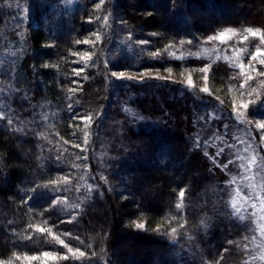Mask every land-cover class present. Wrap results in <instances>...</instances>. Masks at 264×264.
Instances as JSON below:
<instances>
[{
    "label": "trees",
    "instance_id": "obj_1",
    "mask_svg": "<svg viewBox=\"0 0 264 264\" xmlns=\"http://www.w3.org/2000/svg\"><path fill=\"white\" fill-rule=\"evenodd\" d=\"M3 1L12 7L0 8V49L12 52L14 63L5 65L9 72L0 70V100L7 104L0 118V261L53 250L69 259L45 264H239L246 228L228 205L227 173L202 146L204 138L229 137L238 127L229 106L169 79H116L112 71L138 69L136 58L107 59L112 34L97 42L90 33L100 24L92 21L96 15L120 14L134 30L153 35H147L151 49L164 51L226 28L264 31V0H105L98 11L97 0H83L50 35L39 5L37 24L29 20L20 32H6V21L22 9L17 1ZM78 39L95 43L77 45ZM73 52H89L92 59L82 61ZM140 63L157 66L149 56ZM74 68L85 71L77 77ZM236 72L217 62L210 78L222 85L239 80ZM260 94L250 116L264 117V89ZM122 105L136 109L143 121ZM84 116L92 121L79 119ZM177 203L183 204L179 210ZM175 220L188 241L183 234L167 235ZM134 222L146 228L138 230ZM57 237L85 257L73 258ZM189 242L193 255L176 254L177 243Z\"/></svg>",
    "mask_w": 264,
    "mask_h": 264
},
{
    "label": "rangeland",
    "instance_id": "obj_2",
    "mask_svg": "<svg viewBox=\"0 0 264 264\" xmlns=\"http://www.w3.org/2000/svg\"><path fill=\"white\" fill-rule=\"evenodd\" d=\"M14 1L15 3L16 1L19 2L22 15L6 21L4 25L6 32L13 30L16 31V33L20 32L29 20L34 25L37 24V15L34 13V8L39 5V9H45L43 16L39 17L43 21L44 30L49 35L53 33V27L58 19H61V16L66 17V13L81 7L83 3V0ZM103 2H105V0H103ZM103 2L101 3V0H97L95 7L98 4L100 5L99 7H101ZM4 4L8 7H12L10 4L0 0V8H2ZM98 9L99 8L96 7L97 11ZM232 13L234 14V11ZM96 17L100 18H92V21H99L100 24L95 25L93 31L90 33V35L95 38V41L96 35H99L101 38L97 42H101L104 37H107L105 36L106 34L108 35L109 32L112 34L110 37H107L106 41L107 59L111 58L112 61H115V58L124 57L123 55L136 58L135 65L138 66V69L116 70L111 73L123 72L126 76L137 77V79L130 80H139L140 73H146V77H155L159 75L161 77H169V80L176 81L182 85H186L185 82L189 75H191L195 85L194 88L200 89L205 86V81L203 79L204 74L201 73L199 69L205 65H211L208 73L209 79L207 81L209 92L212 96L218 98L217 101L229 106L231 115L237 121L236 125H238V127H233V129L230 130L231 134L229 137L219 134L204 138L202 141L203 150L204 153L210 156V160L213 164L219 166L227 173L228 205L231 207L235 220L243 223L246 228V237H243L242 242L238 244V248L242 251L239 264H264V145H262L260 141V137L264 135V130L256 128L257 123H264V117L258 116L257 114L256 116H250L249 109L246 111L240 109L239 111L244 113L243 122H240L239 118L232 114L234 101L239 104L240 102L255 100L261 90L264 89V76L258 75V72L264 71V65H260L257 61L250 60L256 47H260L264 50V45L260 44L259 37L249 36L248 40H244V37L249 34L244 30L234 29L235 35H232L231 39L227 40L225 43H221L219 40L209 41V36L200 37L192 35L191 38L189 37L181 40L183 43L180 41L176 45L167 46L164 51H158L151 49L153 44L147 37V35H153L141 30H134L122 15L112 13L109 16L106 15L103 17V15H96ZM61 25L64 26L63 29L68 28L66 18ZM102 28L105 30H101L102 32H100ZM226 29L220 30L210 36L218 35ZM142 41L146 43L141 44L140 42ZM188 41L192 43H188ZM153 52H157L159 55L154 58L151 55ZM12 55V52L0 49V70L6 69V72H9L10 69L8 70V67L6 68L5 65L10 64L13 66L14 61ZM148 56L152 59H156L157 63L155 64H157V66H143V64L140 63L141 59H147ZM192 58L204 60V66L187 65L185 62ZM167 60L183 62L179 65H175L171 62L168 63ZM144 62L148 64L147 60ZM217 62H225L228 66L235 68L237 71L235 75H237L239 80L234 78V81H237V83L234 81H225L224 84L220 85L210 78L212 66ZM162 63L166 64L161 66L160 64ZM241 63L245 65L243 72L254 77L252 81H248L245 84L243 89L240 88V84L245 81V76L241 75L242 70L239 68V64ZM249 64L255 66L256 71L249 72ZM168 69H171L170 74L167 71ZM253 89H256V91L249 96L248 93L252 92ZM6 91H13V89L7 86ZM241 92L244 93L243 96H241ZM6 107L7 104L3 100H0V118L6 115ZM122 109L132 119L143 121L142 115L137 114V110L131 108L129 105H122ZM214 111L218 113L221 112L222 109L220 106H217ZM221 148L224 149L223 153H220ZM253 157H255V160H253ZM230 161L231 163H229ZM224 165H227V168H225ZM210 188L209 190L212 189ZM233 201H235L236 207L240 208L239 213H236L235 209L232 208ZM241 217H243V219H241ZM179 223L181 222H178V220L173 222L172 226L168 229L167 235H169L168 233L171 228L175 227L177 228V233L174 236L183 234L186 236L183 242H186L190 237L185 234ZM190 248L192 249L190 242L186 243L185 246L177 243L175 251L176 254L183 253L185 256H190L193 255ZM43 252L36 254H16L4 262L5 264H8V262H11V264H45L58 260L46 259L41 255ZM48 252L56 251L48 250ZM33 255L38 257L35 261L24 259L25 256ZM60 255L66 254L63 253ZM17 257H20V259H17ZM223 264H228V262Z\"/></svg>",
    "mask_w": 264,
    "mask_h": 264
},
{
    "label": "snow or ice",
    "instance_id": "obj_3",
    "mask_svg": "<svg viewBox=\"0 0 264 264\" xmlns=\"http://www.w3.org/2000/svg\"><path fill=\"white\" fill-rule=\"evenodd\" d=\"M102 2H103V0H101V3ZM99 6H100L99 4L96 5V7H99ZM88 22L90 23L91 20H88ZM244 31L249 34L248 36L244 37V40H248L249 36L250 37H257L258 36L259 39H260V44L264 45V31H262L259 28H255V29H253V28H245ZM232 35H235V30L233 28H228L225 31L220 32L218 35L209 36L208 40L209 41L219 40L221 43H225L227 40L231 39ZM100 39H101L100 36L96 35V41H99ZM94 43H95V41H90L88 39H82V40L78 39V40H76V44L77 45H81V44L87 45V44H94ZM140 43L143 44V43H146V42L142 41ZM181 43H183V41H181ZM188 43H192V42L188 41ZM72 55L73 56L79 55V57H80V59L82 61H89V60L92 59V55L89 52H83V53L73 52ZM151 55L155 58L156 56L159 55V53L153 52ZM250 60L257 61L260 65H264V50H262L260 47H256V50L252 54V56L250 57ZM45 67H47V65ZM210 67H211V65H205L204 67L199 69V71L204 74L203 75V79L205 81V86L200 88L199 91L202 92V93H207L209 95H211V93L209 92V88L207 87V81L209 79L208 73H209ZM239 68L242 70L241 71V75L245 76V81L240 84V88L243 89L245 87V84L248 81H252L254 79V77L249 75L248 73L243 72V69L245 68V65L243 63L239 64ZM248 69H249V72L256 71L255 66H253L251 64L248 65ZM84 71H85L84 68H74L73 69V72L75 73V75L77 77H79ZM167 71L169 72V74L171 73V69H168ZM146 75H147L146 73H140L138 79L139 80H143L146 77ZM182 75H183V73H182ZM258 75L264 76V71L258 72ZM112 76L116 77V79H137V77H134V76H126L125 73H123V72L112 73ZM153 78L154 79H168L169 77H161V76L157 75V76H155ZM76 82L77 81H74V83H76ZM185 83H186V86L189 89L195 87V85L193 83V80L191 78V75H189V77L187 78ZM75 90L76 89H74V88H70L69 89L70 92H73ZM255 91H256V89H253L252 92L248 93V95L251 96ZM243 95H244V93L241 92V96H243ZM260 98L261 97L259 95H257V98L255 100H249V101H246V102H240L239 104H237L234 101L233 102V106H232V114L237 116L239 118L240 122H243L244 113L239 111V110L240 109H243L245 111L248 110L251 106L256 105L260 101ZM79 119H81L82 121H85V122H89V123L92 121V117L91 116L79 117ZM256 128L264 130V123H257L256 124ZM84 136H85L84 143L87 144L88 143V139L87 138L89 136V133L87 131H85L84 132ZM260 141L262 142V145H264V135H262L260 137ZM65 143H67V141H65ZM74 146L75 147H79V145H74ZM198 146H199V141H198ZM223 152H224V149L221 148L220 149V153H223ZM205 155H207V153H205ZM253 160H255V157H253ZM229 163H231V161ZM224 167L227 168V165H224ZM53 183H55V181H53ZM184 197H185V189L181 188L179 190V198L181 200H183ZM54 204H55V201H54ZM182 207H183L182 203H177L175 205V208L177 210L181 209ZM232 208L235 209L236 213L240 212V208L236 207L235 201L232 202ZM241 219H243V217H241ZM30 227H32L36 231H39V232H42V233L43 232H48L49 235H51V232H50L49 229L41 228V227H39V225H31ZM134 227L136 229H138V230H144L146 228V224L143 223V222H134ZM180 227L183 228L184 225L181 224ZM157 231H159V229H157ZM176 233H177V228L173 227V228H171V230H170V232L168 234L174 236ZM55 239L58 240L59 244L62 247L67 249L68 253L71 254L73 258L80 259V258L85 257V252L84 251H81L80 249H74V248L70 247L63 240H59L58 237L55 238ZM229 243H232V242L229 241ZM101 251H103V249H101ZM41 255L43 257H45L46 259H52V260H56V259L68 260L69 259V255H60L59 253H56V252H48V251H46V252H43ZM37 258L38 257L35 256V255H33V256H25L24 257V259H27L29 261H35ZM17 259H20V257H17ZM0 264H5V262L4 261H0ZM8 264H11V262H8Z\"/></svg>",
    "mask_w": 264,
    "mask_h": 264
}]
</instances>
